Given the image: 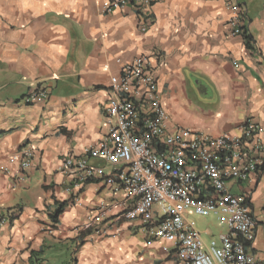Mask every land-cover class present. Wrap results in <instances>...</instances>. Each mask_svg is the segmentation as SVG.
I'll return each instance as SVG.
<instances>
[{
    "label": "crops",
    "instance_id": "crops-1",
    "mask_svg": "<svg viewBox=\"0 0 264 264\" xmlns=\"http://www.w3.org/2000/svg\"><path fill=\"white\" fill-rule=\"evenodd\" d=\"M106 2L0 0V206L11 212L0 226V264H60L66 254L62 264H178L166 243L147 240L137 222L121 217L131 204L104 183L115 168L89 159L104 177L83 186L77 205L57 172L60 158L81 156L105 134L110 80L138 57L150 61L173 125L208 136H238L247 123L262 129L257 171L226 186L247 198L255 225L246 252L264 264V0H237L247 19L243 36L234 38L223 0H159L143 16L130 8L106 15ZM36 89L46 90L47 100L23 104ZM170 104L204 109L184 126ZM23 149L33 154L26 170L9 162ZM153 213L160 215L156 207ZM184 218L205 247L227 231L226 217L187 211ZM98 224L109 227L107 236L95 234Z\"/></svg>",
    "mask_w": 264,
    "mask_h": 264
},
{
    "label": "built area",
    "instance_id": "built-area-1",
    "mask_svg": "<svg viewBox=\"0 0 264 264\" xmlns=\"http://www.w3.org/2000/svg\"><path fill=\"white\" fill-rule=\"evenodd\" d=\"M158 1L107 0L103 13L130 8L143 16ZM223 1L229 13L228 36H243L246 8L237 0ZM47 98L46 90L36 89L21 101L31 105ZM104 123L105 134L97 144L85 148L81 156L58 161L57 172L68 179L64 193L69 195V203L77 205L83 186L104 177L101 170L88 165L89 159L97 158L115 168L104 178L105 185L112 193L123 194L131 204L121 217L137 222L147 240L166 243L168 249L164 250H172L178 264H256L246 252L254 239L255 225L247 198L232 194L226 184L246 182L257 171L261 128L247 123L241 135L208 136L173 125L145 57L120 64L119 76L111 78ZM32 155L30 149H23L9 162H17L20 170H26ZM0 171L6 173L4 168ZM99 206L105 208L104 203ZM153 207L159 211L158 218ZM187 211L202 218L226 217L227 231L205 247L199 233L185 222ZM261 216L264 221V207ZM10 219L11 212L0 206V226ZM92 226L89 222L85 229ZM94 232L105 237L109 227L98 224Z\"/></svg>",
    "mask_w": 264,
    "mask_h": 264
},
{
    "label": "rangeland",
    "instance_id": "rangeland-1",
    "mask_svg": "<svg viewBox=\"0 0 264 264\" xmlns=\"http://www.w3.org/2000/svg\"><path fill=\"white\" fill-rule=\"evenodd\" d=\"M170 106L172 107L171 111L174 118L184 126H190L196 120V110L204 109L203 104H170ZM197 219L202 220L200 218ZM66 260L67 254L62 257L59 263L62 264Z\"/></svg>",
    "mask_w": 264,
    "mask_h": 264
},
{
    "label": "trees",
    "instance_id": "trees-1",
    "mask_svg": "<svg viewBox=\"0 0 264 264\" xmlns=\"http://www.w3.org/2000/svg\"><path fill=\"white\" fill-rule=\"evenodd\" d=\"M246 47L250 48V42L251 38L249 36L244 35ZM65 204L56 205V208L54 209L53 213L50 214V219L55 221L58 217V215L61 213V210Z\"/></svg>",
    "mask_w": 264,
    "mask_h": 264
}]
</instances>
